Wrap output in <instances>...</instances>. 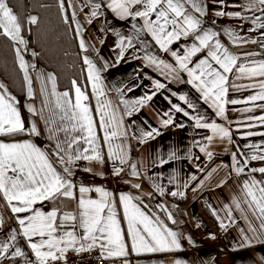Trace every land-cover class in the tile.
I'll list each match as a JSON object with an SVG mask.
<instances>
[{
	"label": "crops",
	"instance_id": "crops-1",
	"mask_svg": "<svg viewBox=\"0 0 264 264\" xmlns=\"http://www.w3.org/2000/svg\"><path fill=\"white\" fill-rule=\"evenodd\" d=\"M60 1L77 37L83 83L75 85L72 92L60 91L55 76L40 67L36 51L28 47L21 31L24 43L14 41L20 50L19 58L22 57L27 65V72L24 70L27 97L17 99L1 81L3 87L0 88V95L15 98V107L28 131L19 133L23 134L22 137L0 136V141H29L45 152L48 148L56 152L57 143L63 144L65 139L73 136H86V132L73 130V126L76 125L78 129V125L70 118L77 111L72 105L75 104L76 88L79 87L87 97L84 103L88 105L92 119L95 114L100 122L98 139L102 143L98 147L102 162L74 160L78 165L71 169L70 179L75 185L73 196L57 195L54 200L42 204L38 202L34 207L44 212L57 210L61 214L57 223H63V213L78 215L81 211L78 210V200L82 195L86 199L99 200L101 194L95 189L103 188L110 193L108 200L115 209L127 253L108 257L96 246L108 259L120 258L123 264H264L262 220L259 210L249 207L251 198L246 196L243 187L245 182L253 179L264 185V173L258 171L264 167V160L252 159L264 154L260 152L264 148V135H261L264 133V122L259 119L264 117V100H250L254 95L264 94V89L260 87L264 77L241 75L237 68L227 74V92L221 115L211 99L203 98L202 92L192 83V77L178 68L176 57L171 55L172 51H176L178 56H183L194 42L191 36L182 37L165 52L150 33L141 31L139 40L135 39L133 25L141 28L142 18H120L107 6L110 0ZM95 4H100L101 8L95 9ZM200 4L203 15L196 13L190 4L185 6L200 18L203 30L216 34L212 43L219 41L229 53L239 57L238 67L252 68L264 63V29L259 26L264 22V11H260L264 5H260L258 0H200ZM139 7L137 5L132 10ZM249 8L252 10L249 11ZM93 10L98 11L96 17L91 16ZM218 12L224 14L217 15ZM235 13L241 15L236 16ZM257 17L260 19L257 20ZM121 37L133 38V47H126L122 58L121 49L117 47ZM81 40L84 41L83 48ZM207 53L208 49H203L192 56L189 67H194ZM246 53L252 55L245 56ZM86 57L95 65L99 82L89 78ZM147 57L162 60L164 64L153 65ZM210 62L217 67L213 61ZM165 65H172L177 71L173 73ZM156 81L166 86L156 89ZM94 83L103 94L93 88ZM153 92L155 95L145 106H135L136 100ZM64 93H68L69 103H65ZM181 96L185 100H181ZM233 100L238 103H231ZM188 103L193 104L194 108H188ZM172 105L183 108L189 115L175 111ZM29 107L34 112H30ZM165 113H169L173 119L168 126L161 123L162 119L168 118ZM197 118H201V123H214L227 129L230 138L213 136L209 142L206 138L212 136V132L196 127ZM33 124L38 134H31ZM93 127L95 129L94 122ZM106 128L107 133L113 130L118 133L111 138V151L109 141L105 139ZM152 128L159 129V134L154 137L144 135ZM97 144L99 142L89 147L81 140L79 145H74V149L87 147L91 154V149ZM201 147L212 153L211 158L200 151ZM120 157H123V163ZM161 160L168 162L161 164ZM54 166L62 173V165ZM238 168H243V172L238 173ZM117 169L120 170L119 174L116 173ZM81 186L91 191L82 194L79 192ZM173 191L183 192L184 195L172 196L170 193ZM122 195L132 197V203L141 211L176 232L180 247L170 251H137L124 203L120 199ZM15 205V201L10 204L0 193V243L7 242L12 231L16 230V241L10 244L8 253L0 252V264H38L30 242L23 236L18 223V217L28 213H14L12 207ZM107 212L108 209H105V214ZM222 223L224 227H221ZM71 230L70 224H66L58 235ZM76 232L83 234L84 229L78 227ZM141 235L146 236L144 232ZM245 236L248 237L247 241L244 240ZM39 239L36 237L34 241ZM16 247L25 255L14 256Z\"/></svg>",
	"mask_w": 264,
	"mask_h": 264
},
{
	"label": "snow or ice",
	"instance_id": "snow-or-ice-1",
	"mask_svg": "<svg viewBox=\"0 0 264 264\" xmlns=\"http://www.w3.org/2000/svg\"><path fill=\"white\" fill-rule=\"evenodd\" d=\"M222 2V0H221ZM260 5H264V0H258ZM190 4L191 8L196 13L203 15V8L201 7L200 0H110L107 5L113 12L120 18H142L143 25L137 29L135 25L136 36L135 39L139 40V33L141 31L150 33L155 43L165 51H169V46L174 42L179 41L182 37L191 36L193 43L183 56H178L176 51H172L171 55L176 57L178 68L186 71L192 77V83L195 87L202 92L205 100L211 99L213 104L217 107L219 114H223L224 96L227 92L225 85L227 84V74L232 73L234 68H237L241 75L248 77L260 76L264 77V63L255 67L248 68L245 66L238 67V59L236 55L228 52L226 48L215 41L212 43L215 33H210L201 28V21L198 16H194L192 12L185 6ZM139 5L135 11L132 9ZM95 9H100V4L94 5ZM249 11L252 9L249 8ZM260 11H264L261 8ZM223 12H218L217 15H223ZM98 11L91 12L92 17H96ZM233 15V14H230ZM234 15L240 16V13ZM154 17V18H153ZM36 17L30 18V23H36ZM257 20L260 18L257 17ZM91 23V20H89ZM260 28L264 29V22L260 23ZM0 30L3 35L10 37L12 40H19L24 43L21 33V23L18 16L9 6L8 0H0ZM132 37H121L118 48L121 49L120 58L123 57V51L126 47H133ZM255 43V41H252ZM81 47H84V41L81 40ZM203 49H208L207 56L200 59L194 67H189L191 57L196 53L201 52ZM19 54V49H16ZM245 56L252 55L251 53L244 54ZM149 62L153 65L164 64V61H157L154 57H147ZM21 68L27 72V65L24 63L23 58L20 57ZM213 61L217 67L213 66ZM85 62L89 65V78L95 82L100 81L98 72L95 65L91 60L85 58ZM171 72L175 73L176 68L172 65H165ZM27 78V77H26ZM75 84V82H73ZM166 85L155 82L156 89H162ZM3 85H0L2 88ZM260 87L264 89V82H261ZM93 88L97 89V84H93ZM102 93L101 89H97ZM155 95H144L135 101L137 108L145 106L147 101H150ZM65 103L68 93H64ZM185 100L184 96L180 97ZM256 99L264 100V94L259 96H252L250 100ZM87 97L83 95L80 88H76V101L72 105L77 111L72 115V119L77 122L73 126V130H80L86 132V136H73L71 139H66L63 144L57 143L56 152L54 153L55 160L50 158L47 152L41 150L35 144L25 142H12L5 143L0 141V193L11 204L13 201L16 205L12 207L14 213H28L23 217H18V223L22 227V234L30 242L29 246L34 252L39 264H58L60 261H66V254L71 249L77 252L91 251L93 247L99 246L103 252L107 253L108 257L124 256L126 255V247L119 227V221L116 219L115 209L111 206L108 197L110 193L104 191L103 188H96L95 191L101 194L99 200L86 199L81 196L78 200V215L72 213H63V223H57L58 213L57 210L50 212L41 211L34 206L39 202L43 203L47 200H54L57 195L64 197L73 196V188L75 185L71 182L72 170L70 165L74 160H87V161H101L102 156L99 152V147L89 148H76L74 145H79L83 140L89 145L96 143V134L93 127V120L90 114L89 107L84 101ZM14 97H5L0 95V136H14L19 133L28 131L25 128L19 110L15 107ZM60 101H57L59 105ZM187 103V101H186ZM231 103H238V101H231ZM188 108H194V105L188 103ZM172 108L177 112H182L185 116L189 113L177 105H172ZM30 112L34 109L29 107ZM167 119H162L163 126H168L173 123V119L169 113H165ZM264 122V117L259 118ZM201 118H197L196 127L210 129L212 136L206 139L210 142L213 136L221 138L229 137L230 132L214 123H201ZM182 126V125H180ZM252 125H249L251 127ZM31 134H38L36 126L33 124L30 130ZM159 134V129L152 128L144 135L147 137H154ZM118 135L113 130L107 133L105 139L109 141V150L111 151V138ZM248 135H256V133H248ZM264 135V133H261ZM66 145V146H65ZM252 147H256L253 145ZM200 151L206 152L209 158L212 153L207 151L206 148L201 147ZM264 153V148L260 149ZM117 155V153H113ZM235 159V153L233 154ZM252 159L264 160V154L253 156ZM121 163L124 162L123 157H120ZM167 160H161V164L167 163ZM239 163V161H237ZM54 164L63 166L62 173L58 172ZM91 171V169H86ZM243 168H238L237 172H243ZM119 169L116 173L119 174ZM257 171V169H253ZM259 172L264 173V167L258 169ZM11 173V175H9ZM134 174H136L134 172ZM195 179V177H192ZM135 187H139L136 185ZM245 194L250 197L249 207H254L259 210L262 220L261 227L264 228V185L261 182L247 181L243 185ZM91 189L81 186L79 192L87 194ZM257 193L259 195H257ZM162 194V193H161ZM172 196H183V192L173 191L170 193ZM124 203V212L128 217L129 230L132 234L133 245L137 251H162L173 250L179 248L180 245L177 240V233L168 229L160 221H154L145 212L132 203V197L122 195L120 197ZM237 207L239 204L237 203ZM105 209H108L105 214ZM171 219V213L168 214ZM79 219V223L77 220ZM173 223L175 221L173 220ZM70 224L71 231H64L63 235H58L60 230ZM80 227L84 229L83 234L78 235L76 229ZM224 227V224H221ZM255 231V229H253ZM144 232L145 235H141ZM39 237L38 241L34 238ZM214 238V236H212ZM244 240L247 241L248 237L245 236ZM16 241V230L12 231L8 241L0 243V252L7 254L10 244ZM46 249V250H45ZM14 256H24L25 253L16 247L13 253Z\"/></svg>",
	"mask_w": 264,
	"mask_h": 264
},
{
	"label": "trees",
	"instance_id": "trees-1",
	"mask_svg": "<svg viewBox=\"0 0 264 264\" xmlns=\"http://www.w3.org/2000/svg\"><path fill=\"white\" fill-rule=\"evenodd\" d=\"M18 16L28 47L37 53L41 68L55 76L60 91H73L83 83V65L76 34L67 20L60 0H8ZM31 15L38 23L29 22ZM17 45L0 30V81L17 99L27 97L24 69L21 68ZM75 82V84L73 83ZM22 137L23 134H17Z\"/></svg>",
	"mask_w": 264,
	"mask_h": 264
},
{
	"label": "built area",
	"instance_id": "built-area-1",
	"mask_svg": "<svg viewBox=\"0 0 264 264\" xmlns=\"http://www.w3.org/2000/svg\"><path fill=\"white\" fill-rule=\"evenodd\" d=\"M58 264H123V260L108 259L99 247H93L91 251H69L66 254V261H60Z\"/></svg>",
	"mask_w": 264,
	"mask_h": 264
},
{
	"label": "rangeland",
	"instance_id": "rangeland-1",
	"mask_svg": "<svg viewBox=\"0 0 264 264\" xmlns=\"http://www.w3.org/2000/svg\"><path fill=\"white\" fill-rule=\"evenodd\" d=\"M78 48H79V46H78ZM79 51H80V49H79ZM81 53V52H80ZM72 100V99H71ZM73 103H74V98H73ZM117 116H118V118H120V113L118 112V110H117ZM72 117V115L70 116V118ZM93 122H94V125H95V132H96V134H97V139H96V142H99V144H97V146H100V143H102L101 142V140L100 139H98V135H99V132H98V125L100 124V122H99V120H98V118H95V114H94V117H93ZM96 123H97V125H96ZM115 124V123H114ZM81 132V131H80ZM132 133H133V130L131 131ZM44 135V134H43ZM66 140V139H65ZM42 144V143H41ZM77 146V145H76ZM75 146V147H76ZM89 147H90V145H89ZM47 153H48V155L53 159V160H55V156H54V153H55V149H52V148H48L47 149V151H46ZM54 157H53V156ZM56 166H61L60 164H55ZM75 165H78V163L76 162V161H73V163L70 165V167H71V169L72 170H74L75 169Z\"/></svg>",
	"mask_w": 264,
	"mask_h": 264
},
{
	"label": "water",
	"instance_id": "water-1",
	"mask_svg": "<svg viewBox=\"0 0 264 264\" xmlns=\"http://www.w3.org/2000/svg\"><path fill=\"white\" fill-rule=\"evenodd\" d=\"M33 16L36 17L37 19H36V23H32V24H33V25H36V24L38 23V19H39V18H38L37 15H31L30 18L33 17ZM30 18H29V22H30Z\"/></svg>",
	"mask_w": 264,
	"mask_h": 264
}]
</instances>
